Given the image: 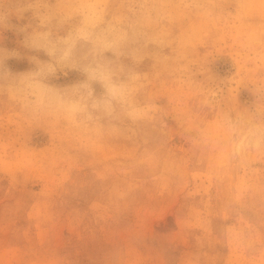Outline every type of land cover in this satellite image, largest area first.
<instances>
[{
    "label": "rangeland",
    "instance_id": "374dc122",
    "mask_svg": "<svg viewBox=\"0 0 264 264\" xmlns=\"http://www.w3.org/2000/svg\"><path fill=\"white\" fill-rule=\"evenodd\" d=\"M169 2L170 42L139 65V99L164 124L86 138L0 98V264H264V158L221 168L193 118L206 67L226 96L255 78L241 44L264 31V0H200L214 6L202 15ZM239 100L255 97L241 88Z\"/></svg>",
    "mask_w": 264,
    "mask_h": 264
},
{
    "label": "clouds",
    "instance_id": "9594fccd",
    "mask_svg": "<svg viewBox=\"0 0 264 264\" xmlns=\"http://www.w3.org/2000/svg\"><path fill=\"white\" fill-rule=\"evenodd\" d=\"M184 7L202 15L214 6L193 0ZM176 16L169 0H0V98L37 122L55 121L86 138L164 124L161 107L139 99V65L169 44ZM5 32L17 37L15 46L3 43ZM241 53L255 63L254 79L226 96L208 66L194 93L205 113L193 116L199 140L221 168L264 158V31L249 33ZM13 60L29 67L15 71ZM73 72L81 78L57 83ZM241 88L255 97L252 104L240 102Z\"/></svg>",
    "mask_w": 264,
    "mask_h": 264
}]
</instances>
